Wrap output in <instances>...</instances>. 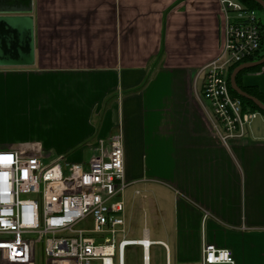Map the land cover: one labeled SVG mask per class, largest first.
<instances>
[{
  "label": "crops",
  "instance_id": "obj_1",
  "mask_svg": "<svg viewBox=\"0 0 264 264\" xmlns=\"http://www.w3.org/2000/svg\"><path fill=\"white\" fill-rule=\"evenodd\" d=\"M23 14L33 39L0 24V149L86 164L121 136L143 236L166 261L196 263L210 243L264 264V114L225 143L202 94L226 39L220 0H33ZM240 80L264 93V67Z\"/></svg>",
  "mask_w": 264,
  "mask_h": 264
},
{
  "label": "built area",
  "instance_id": "obj_2",
  "mask_svg": "<svg viewBox=\"0 0 264 264\" xmlns=\"http://www.w3.org/2000/svg\"><path fill=\"white\" fill-rule=\"evenodd\" d=\"M227 26L221 54L202 71L203 97L210 103L216 128L225 143L242 138L259 115L243 109L231 93L228 71L261 48L259 12L236 0H220ZM125 149L121 136L101 141L88 163L21 148L0 149V258L5 263L35 264L42 249L48 262L125 264V248L139 245L143 264H151L146 236L126 237ZM118 235L120 239L118 240ZM109 237V238H107ZM166 264H170L167 258ZM192 264H236L231 249L207 243L202 259Z\"/></svg>",
  "mask_w": 264,
  "mask_h": 264
},
{
  "label": "water",
  "instance_id": "obj_3",
  "mask_svg": "<svg viewBox=\"0 0 264 264\" xmlns=\"http://www.w3.org/2000/svg\"><path fill=\"white\" fill-rule=\"evenodd\" d=\"M259 3L264 11V0H254ZM33 8V0H0V14H12V15H0V24L5 27L18 32L19 34H28L33 39V18L23 13H30ZM19 14V15H17ZM34 60L33 53V40L30 42V52L26 56L24 63H32ZM264 64V56L260 60L250 61L240 64L234 69L231 74L230 82L232 89L240 96L253 101L262 111H264V103L254 95L244 91L237 82L238 74L245 70L254 68Z\"/></svg>",
  "mask_w": 264,
  "mask_h": 264
},
{
  "label": "rangeland",
  "instance_id": "obj_4",
  "mask_svg": "<svg viewBox=\"0 0 264 264\" xmlns=\"http://www.w3.org/2000/svg\"><path fill=\"white\" fill-rule=\"evenodd\" d=\"M209 105L208 101H205ZM210 106V105H209ZM263 115V113H261ZM248 126V125H247ZM246 126V127H247ZM9 141L5 142L7 144ZM136 189L139 186H129L124 194V199L126 203V237L131 240L142 239L144 224H142V219L139 220V195H136ZM136 208V211H134ZM109 238V237H107ZM155 236H153V239ZM120 236L118 235V240ZM125 264H143V250L139 245H130L125 248ZM151 264H166V250L161 245H153L150 248ZM35 264H60V263H50L48 258L44 256L42 249L37 248L35 252ZM67 264H70L68 262ZM173 264H175L173 262Z\"/></svg>",
  "mask_w": 264,
  "mask_h": 264
},
{
  "label": "trees",
  "instance_id": "obj_5",
  "mask_svg": "<svg viewBox=\"0 0 264 264\" xmlns=\"http://www.w3.org/2000/svg\"><path fill=\"white\" fill-rule=\"evenodd\" d=\"M240 3H242L247 9H252V10H257L259 12V21H258V24L260 26V29H261V35H262V40H261V48L260 50L252 57H249L247 59H245L244 61L242 62H237V63H234L232 64L230 67H229V71H228V80H229V86H230V90H231V93L236 96V97H239L242 101V104H243V109L244 110H249V111H258L260 113H263L264 114V111H262L253 101L247 99V98H244L240 95H238L231 87V82H230V78H231V74L232 72L234 71V69L236 67H238L240 64L242 63H245V62H250V61H256V60H260L263 56H264V11H263V8L262 6L257 3L256 1L254 0H236ZM262 67H264V64L263 65H260V66H257V67H254V68H250V69H245L243 71H241L238 76H237V82L239 84V86L246 92H248L249 94L251 95H254L256 96L257 98H259L263 103H264V93L261 92V91H258L256 89V87H251V86H245L241 83V76L246 73V72H249V71H255V70H259L261 69Z\"/></svg>",
  "mask_w": 264,
  "mask_h": 264
}]
</instances>
